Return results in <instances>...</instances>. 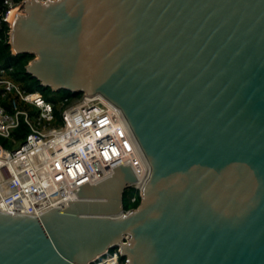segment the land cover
<instances>
[{
  "label": "water",
  "instance_id": "obj_1",
  "mask_svg": "<svg viewBox=\"0 0 264 264\" xmlns=\"http://www.w3.org/2000/svg\"><path fill=\"white\" fill-rule=\"evenodd\" d=\"M9 43L41 85L119 108L150 174L136 208L121 164L0 212V264H264V0H25Z\"/></svg>",
  "mask_w": 264,
  "mask_h": 264
},
{
  "label": "built area",
  "instance_id": "obj_2",
  "mask_svg": "<svg viewBox=\"0 0 264 264\" xmlns=\"http://www.w3.org/2000/svg\"><path fill=\"white\" fill-rule=\"evenodd\" d=\"M25 0H4L1 19L11 30L10 14L24 12ZM0 70L2 96L13 93L12 109L0 104V212L40 216L63 208L78 198L85 184L110 177L119 165H131L138 180L131 187L135 201L149 177L150 166L121 110L99 96L87 93L61 102L60 123L54 103L39 90L23 89ZM32 106V110L21 104ZM24 121L28 133L16 143L14 131ZM16 143V144H15ZM119 248L109 250L90 264L114 260L121 264Z\"/></svg>",
  "mask_w": 264,
  "mask_h": 264
},
{
  "label": "trees",
  "instance_id": "obj_3",
  "mask_svg": "<svg viewBox=\"0 0 264 264\" xmlns=\"http://www.w3.org/2000/svg\"><path fill=\"white\" fill-rule=\"evenodd\" d=\"M4 0H0V11L3 8ZM9 29L10 26L7 22L3 21L0 16V70L5 69V76H8L15 80L23 89L32 91V90H39L41 91L44 96L51 100L54 103L55 108V115H56V123H60V107L61 102L63 99L68 97L70 100L79 98L83 95L82 92L78 93H71L67 90H59L54 91L51 87H45L41 85L40 81L33 77L30 73L27 72L26 66L30 62L32 58H34V55L31 53H19L14 54L11 49V44L9 43ZM53 92V95H49L48 93ZM15 98V95L13 93L7 94L6 96H2L1 90H0V104H3L8 109H12V101ZM24 107H27L28 109L32 110L31 105L21 104ZM28 133V127L24 121L21 122L20 126L15 129L13 135L15 138V142L19 143L22 142L26 134ZM11 141L8 138L0 136V143L3 144L5 147H10ZM15 143V144H16ZM14 145V142H13ZM132 192H136V189L133 187H129L125 190L124 196H125V202L124 207L126 210L136 208L141 198L140 196L135 201H127L128 195ZM118 248L111 249L112 251L117 250ZM119 260L121 264H126V257H119Z\"/></svg>",
  "mask_w": 264,
  "mask_h": 264
},
{
  "label": "bare ground",
  "instance_id": "obj_4",
  "mask_svg": "<svg viewBox=\"0 0 264 264\" xmlns=\"http://www.w3.org/2000/svg\"><path fill=\"white\" fill-rule=\"evenodd\" d=\"M16 10L17 9H14L11 12V14H10V21H11V24H12V30L10 31V33H11L12 42L14 41V30H15L16 21H17L18 16L21 14L20 12H17L18 10L17 11ZM92 96H99L101 98H104V100L107 101L108 103L110 102L109 100H107L105 97H103L100 94H95V95H92ZM102 262H103L102 264H118L114 260H105V261H102Z\"/></svg>",
  "mask_w": 264,
  "mask_h": 264
},
{
  "label": "rangeland",
  "instance_id": "obj_5",
  "mask_svg": "<svg viewBox=\"0 0 264 264\" xmlns=\"http://www.w3.org/2000/svg\"><path fill=\"white\" fill-rule=\"evenodd\" d=\"M17 11V10H16ZM18 12V11H17ZM11 31V30H10ZM49 95H53V92H50V93H48ZM14 147V145H13V142L11 143V146L9 147V148H13ZM135 193L134 192H132L131 194H129L128 195V199H127V201H130V199H131V197H132V195H134ZM121 263V262H120Z\"/></svg>",
  "mask_w": 264,
  "mask_h": 264
}]
</instances>
